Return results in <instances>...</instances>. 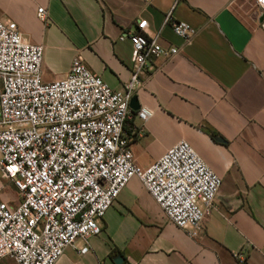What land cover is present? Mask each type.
I'll use <instances>...</instances> for the list:
<instances>
[{"label": "crops", "instance_id": "0c3cea01", "mask_svg": "<svg viewBox=\"0 0 264 264\" xmlns=\"http://www.w3.org/2000/svg\"><path fill=\"white\" fill-rule=\"evenodd\" d=\"M168 13L193 35L176 36L164 24ZM0 20L15 23L25 43L43 46L44 82L63 79L79 57L112 90L132 72L131 44L119 36L147 21L146 32L178 53L149 60L132 93L136 106L123 132L133 163L145 169L185 141L221 179L190 237L132 178L89 251L81 255L78 240L56 264H264V12L254 0H0ZM140 109L151 112L146 121L136 116ZM0 198L10 208L20 203L1 171ZM0 264L15 263L4 257Z\"/></svg>", "mask_w": 264, "mask_h": 264}, {"label": "built area", "instance_id": "2783aa9c", "mask_svg": "<svg viewBox=\"0 0 264 264\" xmlns=\"http://www.w3.org/2000/svg\"><path fill=\"white\" fill-rule=\"evenodd\" d=\"M254 1L264 12V0ZM36 15L45 26V9ZM164 24L185 40L194 33L170 13ZM146 29L147 21L139 20L136 31L119 36L131 44L132 72L121 90H112L79 57L63 79L44 82L43 46L25 43L15 23L0 20V171L20 194L13 208L0 198V258L56 264L78 240V252L86 254L99 221L132 178L169 222L190 237L199 234L221 179L185 141L140 169L123 132L149 60L178 53ZM150 115L147 109L136 112L141 121Z\"/></svg>", "mask_w": 264, "mask_h": 264}, {"label": "water", "instance_id": "95a60500", "mask_svg": "<svg viewBox=\"0 0 264 264\" xmlns=\"http://www.w3.org/2000/svg\"><path fill=\"white\" fill-rule=\"evenodd\" d=\"M262 27L264 28V23L262 24ZM135 106V99L132 97L129 101V107L134 109Z\"/></svg>", "mask_w": 264, "mask_h": 264}]
</instances>
